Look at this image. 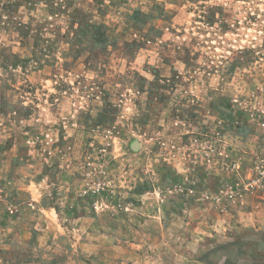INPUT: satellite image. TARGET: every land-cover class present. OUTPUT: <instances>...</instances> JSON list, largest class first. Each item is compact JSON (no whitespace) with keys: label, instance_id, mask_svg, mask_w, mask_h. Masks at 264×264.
<instances>
[{"label":"rangeland","instance_id":"374dc122","mask_svg":"<svg viewBox=\"0 0 264 264\" xmlns=\"http://www.w3.org/2000/svg\"><path fill=\"white\" fill-rule=\"evenodd\" d=\"M0 264H264V0H0Z\"/></svg>","mask_w":264,"mask_h":264},{"label":"water","instance_id":"95a60500","mask_svg":"<svg viewBox=\"0 0 264 264\" xmlns=\"http://www.w3.org/2000/svg\"><path fill=\"white\" fill-rule=\"evenodd\" d=\"M141 146V144L139 143V142H134L133 144H132V149L134 150V151H137L138 149H139V147Z\"/></svg>","mask_w":264,"mask_h":264},{"label":"crops","instance_id":"0c3cea01","mask_svg":"<svg viewBox=\"0 0 264 264\" xmlns=\"http://www.w3.org/2000/svg\"><path fill=\"white\" fill-rule=\"evenodd\" d=\"M4 232H5V230L4 229H2ZM10 232H12V230H10L9 229V227L7 228V232L6 233H10Z\"/></svg>","mask_w":264,"mask_h":264}]
</instances>
